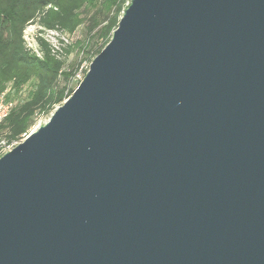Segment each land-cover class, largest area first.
Instances as JSON below:
<instances>
[{
	"label": "water",
	"instance_id": "obj_1",
	"mask_svg": "<svg viewBox=\"0 0 264 264\" xmlns=\"http://www.w3.org/2000/svg\"><path fill=\"white\" fill-rule=\"evenodd\" d=\"M0 264H264V0H130L0 156Z\"/></svg>",
	"mask_w": 264,
	"mask_h": 264
},
{
	"label": "trees",
	"instance_id": "obj_2",
	"mask_svg": "<svg viewBox=\"0 0 264 264\" xmlns=\"http://www.w3.org/2000/svg\"><path fill=\"white\" fill-rule=\"evenodd\" d=\"M130 0H0V93L6 84L21 88L31 79L27 97L14 102L0 122V142H18L37 115L50 114L72 93L70 82L82 62H89L108 43ZM83 35L75 44L81 51L66 65L51 55V47L37 37L40 57L22 38L27 24Z\"/></svg>",
	"mask_w": 264,
	"mask_h": 264
},
{
	"label": "rangeland",
	"instance_id": "obj_3",
	"mask_svg": "<svg viewBox=\"0 0 264 264\" xmlns=\"http://www.w3.org/2000/svg\"><path fill=\"white\" fill-rule=\"evenodd\" d=\"M82 35H83V26L82 25H80L74 33H68L64 30L59 29V28L46 29V28L40 27L36 23H30V24H27L25 26L23 33H22V38H23L27 48L32 53L37 55L38 57H40L41 54L39 52L36 39H37V37L44 39L47 43H49V45L51 47L52 57L56 60L64 62L66 65L68 62H70L76 56L80 55L81 51H79V48L75 44V42H76V39L80 38ZM93 58L94 57H91V60ZM91 60L89 62L88 61L82 62L81 65H87L88 64V66H89ZM81 69H82V72H85V71H83L85 69L84 66ZM85 73H84V75H85ZM33 83L34 82L31 79L26 84H24L21 88H16L12 85V83H8V84H6L5 89L3 91L5 92V95H6L8 100L17 103L18 101H21L22 99L27 97L29 91L33 87ZM77 85H78V80H76L73 77L71 82H70V87L74 90ZM51 114L52 113L37 115L34 123L32 124V126H30L24 132L23 136L25 137L26 135L30 134L31 132L35 131L38 127H40L41 125L46 123ZM0 145H1V143H0ZM14 145H12V147ZM8 150L9 149L7 148V146H0V156Z\"/></svg>",
	"mask_w": 264,
	"mask_h": 264
},
{
	"label": "built area",
	"instance_id": "obj_4",
	"mask_svg": "<svg viewBox=\"0 0 264 264\" xmlns=\"http://www.w3.org/2000/svg\"><path fill=\"white\" fill-rule=\"evenodd\" d=\"M83 66L85 67V69L83 70L85 72L87 71V69L89 67L88 64L87 65H80V67L78 68V70H77V72L75 73V76H74V78L76 80H78V83H79L80 80H82L83 75L85 73V72H82V69H81ZM13 103L14 102H12V101L7 99L4 91H2L0 93V122H2L3 119L7 116L8 112L10 111V109H11V107L13 105ZM23 135H22V138L24 137ZM0 143H1L0 146H7L8 149H11L12 145L16 144L17 142L6 143L5 141H1Z\"/></svg>",
	"mask_w": 264,
	"mask_h": 264
}]
</instances>
